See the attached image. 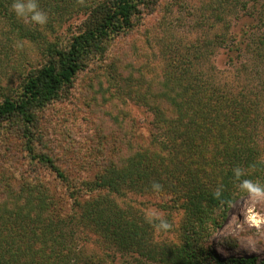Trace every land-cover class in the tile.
Wrapping results in <instances>:
<instances>
[{
    "label": "trees",
    "instance_id": "obj_1",
    "mask_svg": "<svg viewBox=\"0 0 264 264\" xmlns=\"http://www.w3.org/2000/svg\"><path fill=\"white\" fill-rule=\"evenodd\" d=\"M55 1L60 18L78 4L81 22L65 38L25 29L42 39L43 57L14 95L0 96V264H264L256 256L223 257L208 245L237 198L264 191V78L254 89H227L196 69L209 52L197 49L183 65L168 62L152 82L123 87L116 79L109 108L99 103L91 123L66 128L77 152L48 151L49 142L59 143L55 107L63 94L159 0ZM14 2L0 0V15L25 32ZM252 43L231 51L264 57V32ZM123 96L152 112L156 130L147 138L116 105ZM83 142L90 147L80 152ZM137 191L172 196L183 210L184 244L155 239V220L124 204Z\"/></svg>",
    "mask_w": 264,
    "mask_h": 264
},
{
    "label": "rangeland",
    "instance_id": "obj_2",
    "mask_svg": "<svg viewBox=\"0 0 264 264\" xmlns=\"http://www.w3.org/2000/svg\"><path fill=\"white\" fill-rule=\"evenodd\" d=\"M35 1L15 0L12 5L18 3L20 12L16 11L26 26L25 32L14 28L7 17L0 15V96L3 93L14 95L12 88L17 87L23 73L38 65L43 57V46L39 42L42 39L31 40L27 31L39 30L47 39H55L57 35L65 38L68 30L81 22L82 17L76 10L78 4L73 0L70 1L74 3L70 6L71 12L67 11L63 18L58 14L60 11L54 10L57 7L55 0H51L49 9ZM19 2H23L22 5ZM262 9L264 0H159L130 32L117 38L115 48L104 60L91 64L79 75L71 90L63 94L65 99L56 104L54 117L58 132L53 139H58L59 143L49 142L48 151L77 152L76 141L69 137L66 128L71 127L74 132L76 125L91 123L93 115L99 112L97 108L101 109L99 103L103 108H109L112 103L107 97L109 89H113L111 83L116 79L123 87L152 82L151 79L161 75L168 62L174 59L183 65L186 54L192 57L197 49H202V53L204 49L209 51L194 63L208 78H214L227 89L259 87L264 78V57L256 56L252 50L250 53V49L242 54L232 52L231 46L254 45V36L264 32ZM206 42L210 44L208 48L204 46ZM116 101V105L127 109L134 120L139 138H147L156 130L152 124L154 116L145 106L129 96ZM260 140L264 151V134ZM82 145L80 152L90 147L89 142ZM23 153L26 155L27 152ZM123 201L155 220L157 241L176 246L185 243L183 210L176 208L172 196L137 191L130 192ZM210 241L209 247L223 257L264 259V191L254 190L237 198L228 210L223 227L212 232ZM133 260L130 264H155L142 258Z\"/></svg>",
    "mask_w": 264,
    "mask_h": 264
}]
</instances>
